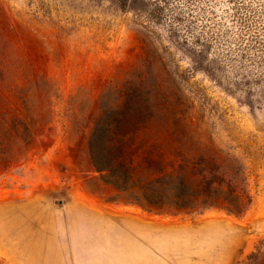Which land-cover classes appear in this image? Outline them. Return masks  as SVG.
I'll use <instances>...</instances> for the list:
<instances>
[{
  "label": "rangeland",
  "instance_id": "rangeland-1",
  "mask_svg": "<svg viewBox=\"0 0 264 264\" xmlns=\"http://www.w3.org/2000/svg\"><path fill=\"white\" fill-rule=\"evenodd\" d=\"M219 49L212 77L117 0H0V264H264V80ZM127 85L150 111L138 139L240 158L244 214L147 210L103 178L89 140Z\"/></svg>",
  "mask_w": 264,
  "mask_h": 264
},
{
  "label": "trees",
  "instance_id": "trees-1",
  "mask_svg": "<svg viewBox=\"0 0 264 264\" xmlns=\"http://www.w3.org/2000/svg\"><path fill=\"white\" fill-rule=\"evenodd\" d=\"M117 2L121 7L134 8L149 22L163 25L171 41L184 46L197 67L212 77L216 76L215 71L202 67V63L208 59L212 46L217 45L219 58L229 63L245 60L250 67L240 68L247 69L252 78L264 80V0ZM223 2L219 13L217 8ZM215 70L219 72L220 67ZM242 80L235 86L250 87L248 79ZM120 97L122 104L102 112L89 144L94 165L106 181L124 194L127 202L147 210L156 207L162 212H170L174 207L189 214L210 208L236 215L246 212L252 199L247 189L246 167L239 157L223 149L191 153L175 139H138L150 111L144 108L137 87L127 85ZM183 113L188 115L187 110ZM174 126L189 130L202 127L183 123ZM258 252L264 255V240Z\"/></svg>",
  "mask_w": 264,
  "mask_h": 264
},
{
  "label": "bare ground",
  "instance_id": "bare-ground-1",
  "mask_svg": "<svg viewBox=\"0 0 264 264\" xmlns=\"http://www.w3.org/2000/svg\"><path fill=\"white\" fill-rule=\"evenodd\" d=\"M42 250H43V249H42ZM42 252H43V251H42ZM35 260H39V258H38V259H35ZM41 260H42V259H41ZM41 260H40V261H41ZM45 261H46V260H45ZM51 261L54 262L53 260H51ZM49 262H50V261H49ZM49 262H48L47 264H49Z\"/></svg>",
  "mask_w": 264,
  "mask_h": 264
}]
</instances>
